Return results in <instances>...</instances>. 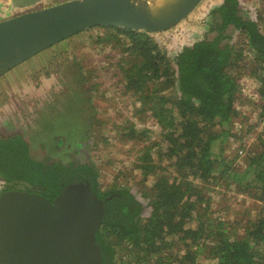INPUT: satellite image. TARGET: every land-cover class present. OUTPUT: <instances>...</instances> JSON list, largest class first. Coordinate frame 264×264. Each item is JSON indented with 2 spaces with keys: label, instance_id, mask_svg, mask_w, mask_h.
I'll list each match as a JSON object with an SVG mask.
<instances>
[{
  "label": "trees",
  "instance_id": "1",
  "mask_svg": "<svg viewBox=\"0 0 264 264\" xmlns=\"http://www.w3.org/2000/svg\"><path fill=\"white\" fill-rule=\"evenodd\" d=\"M210 15L215 39L184 47L175 61L144 32L100 28L105 34L95 41L118 53L115 66L125 92L138 103L136 114H150L160 130L159 139L140 150L135 165L142 184L154 178L142 192L149 201L148 217L127 186L103 187L93 162L40 160L21 136L0 139V179L7 187L53 201L70 184H90L105 208L96 235L103 264H199L201 257L210 264H264V217L251 219L240 235L208 217L211 198L205 197L207 186L226 185L264 206V127L259 143L247 151L245 136L234 131L244 116L237 104L250 105L240 82L244 74L260 84L251 100L259 110L257 125L264 126V10L253 21L244 17L240 0H223ZM230 29L240 34L241 45L229 44ZM120 129L124 142L150 139L148 130ZM85 134L90 138L91 128ZM57 138V147L66 141ZM233 138L246 151L242 170L232 168L238 154L234 162L224 155ZM198 210L205 215L195 217Z\"/></svg>",
  "mask_w": 264,
  "mask_h": 264
},
{
  "label": "rangeland",
  "instance_id": "2",
  "mask_svg": "<svg viewBox=\"0 0 264 264\" xmlns=\"http://www.w3.org/2000/svg\"><path fill=\"white\" fill-rule=\"evenodd\" d=\"M12 0H0V12L10 8V14H23L13 10ZM69 0H43L33 7L35 10L50 7ZM223 0H204L202 4L175 28L152 35L167 51L171 59L186 46L200 40H213L216 33L211 28V12L221 6ZM245 18L258 20L264 10V0H240ZM29 9L28 11H30ZM230 31L231 45H241L239 33ZM103 29H92L72 37L34 58L19 65L0 78V131L6 134L22 133L30 145L31 155L36 159H55L68 162H93L100 170L103 187L116 183L127 186L135 198L143 205V217L151 213L149 201L142 195L145 185L154 183L151 177L142 184L141 172L136 169L140 150L159 139L160 131L150 114L137 115L138 103L132 94L125 92L116 63L118 53L95 43L104 36ZM228 43V41H225ZM249 69H247L248 71ZM249 72V71H248ZM242 73H246V69ZM243 93L250 99V105L242 107L235 133L245 136L246 151L259 143L263 134V124H259V110L254 101L260 84L243 75ZM85 79H88L85 81ZM251 99H254L252 101ZM93 124V125H92ZM91 125V126H90ZM257 125V126H256ZM150 132L147 144L124 142L125 134L120 127H133ZM251 126H256L249 131ZM88 128L92 136L86 137ZM58 136L65 137V143L57 147ZM94 143H99L94 148ZM241 142L230 139L225 146L228 161L239 155L232 168L244 169ZM154 159H157L154 152ZM234 162V161H233ZM168 163L164 162L163 166ZM173 172V169H172ZM224 187L207 186L205 197L211 198L208 217L221 220L238 234L245 233V226L260 214L264 217L263 205ZM205 206V205H204ZM205 215L198 210L194 216ZM195 223L192 224L195 227ZM199 264H210L204 257Z\"/></svg>",
  "mask_w": 264,
  "mask_h": 264
},
{
  "label": "water",
  "instance_id": "3",
  "mask_svg": "<svg viewBox=\"0 0 264 264\" xmlns=\"http://www.w3.org/2000/svg\"><path fill=\"white\" fill-rule=\"evenodd\" d=\"M43 0H12L33 9ZM204 0H69L0 22V78L40 53L95 28L150 35L186 20ZM104 202L89 183L53 200L15 190L0 195V264H103L96 244Z\"/></svg>",
  "mask_w": 264,
  "mask_h": 264
},
{
  "label": "flooded vegetation",
  "instance_id": "4",
  "mask_svg": "<svg viewBox=\"0 0 264 264\" xmlns=\"http://www.w3.org/2000/svg\"><path fill=\"white\" fill-rule=\"evenodd\" d=\"M14 136H21L22 138H24V135H22V133H18V134H6L2 131H0V139H7V138H10V137H14ZM25 139V138H24ZM26 140V139H25ZM8 184H6L5 182H3L1 179H0V195L6 193V192H9V191H15L17 189H12L11 187H7ZM23 191V190H21Z\"/></svg>",
  "mask_w": 264,
  "mask_h": 264
},
{
  "label": "crops",
  "instance_id": "5",
  "mask_svg": "<svg viewBox=\"0 0 264 264\" xmlns=\"http://www.w3.org/2000/svg\"><path fill=\"white\" fill-rule=\"evenodd\" d=\"M11 5H12V1H11ZM10 8H8V10H9ZM12 9L13 10H18L19 11V13H22V12H24L25 11V9H18V8H14L13 6H12ZM4 10V13H2V12H0V22L1 21H4V20H7V19H10L11 17H14V16H16V15H13L14 13H12V14H10V12L9 11H11V9L8 11L7 9H2V11Z\"/></svg>",
  "mask_w": 264,
  "mask_h": 264
},
{
  "label": "built area",
  "instance_id": "6",
  "mask_svg": "<svg viewBox=\"0 0 264 264\" xmlns=\"http://www.w3.org/2000/svg\"><path fill=\"white\" fill-rule=\"evenodd\" d=\"M32 8H33V7H32ZM31 10H35V9L33 8V9H31ZM31 10H30V11H31ZM24 12H28V10H27V9H25V11H24Z\"/></svg>",
  "mask_w": 264,
  "mask_h": 264
},
{
  "label": "bare ground",
  "instance_id": "7",
  "mask_svg": "<svg viewBox=\"0 0 264 264\" xmlns=\"http://www.w3.org/2000/svg\"><path fill=\"white\" fill-rule=\"evenodd\" d=\"M161 0H157V2H160Z\"/></svg>",
  "mask_w": 264,
  "mask_h": 264
}]
</instances>
